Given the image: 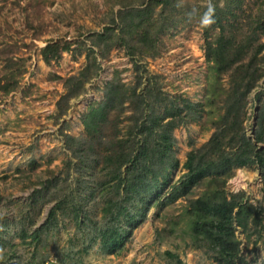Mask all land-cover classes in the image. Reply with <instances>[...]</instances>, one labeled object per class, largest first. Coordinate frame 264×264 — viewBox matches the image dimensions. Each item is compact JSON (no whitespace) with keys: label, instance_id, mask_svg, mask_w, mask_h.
Segmentation results:
<instances>
[{"label":"rangeland","instance_id":"1","mask_svg":"<svg viewBox=\"0 0 264 264\" xmlns=\"http://www.w3.org/2000/svg\"><path fill=\"white\" fill-rule=\"evenodd\" d=\"M222 192L264 264V0H0V264H224Z\"/></svg>","mask_w":264,"mask_h":264},{"label":"trees","instance_id":"2","mask_svg":"<svg viewBox=\"0 0 264 264\" xmlns=\"http://www.w3.org/2000/svg\"><path fill=\"white\" fill-rule=\"evenodd\" d=\"M220 54L225 55L226 48H219ZM223 68L220 71H226ZM166 141L168 138H165ZM214 138L210 144H214ZM200 153L191 152L188 156L186 168L189 169V175L198 176L199 169H196L195 164L199 158ZM257 154L252 152L240 151L232 162L233 165L246 166L257 163L255 159ZM192 214L196 218L197 226L195 231L200 233L201 230L205 239L212 240L218 246V256L224 264H237L239 258V242L235 237L234 222L239 226L247 228L248 218L242 217L243 211L247 210L246 206L229 200L225 193H215L200 197L192 202ZM201 223V224H200Z\"/></svg>","mask_w":264,"mask_h":264},{"label":"clouds","instance_id":"3","mask_svg":"<svg viewBox=\"0 0 264 264\" xmlns=\"http://www.w3.org/2000/svg\"><path fill=\"white\" fill-rule=\"evenodd\" d=\"M212 12V7L211 5L209 6V9H208V12H206L204 14V18L202 19V23H210L211 22V19H210V13Z\"/></svg>","mask_w":264,"mask_h":264}]
</instances>
